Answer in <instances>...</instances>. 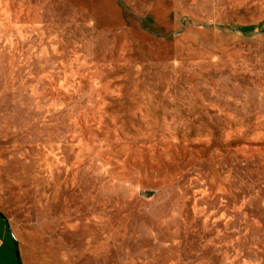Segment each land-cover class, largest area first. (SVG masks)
<instances>
[{"label":"rangeland","instance_id":"obj_1","mask_svg":"<svg viewBox=\"0 0 264 264\" xmlns=\"http://www.w3.org/2000/svg\"><path fill=\"white\" fill-rule=\"evenodd\" d=\"M0 264H264V0H0Z\"/></svg>","mask_w":264,"mask_h":264},{"label":"trees","instance_id":"obj_2","mask_svg":"<svg viewBox=\"0 0 264 264\" xmlns=\"http://www.w3.org/2000/svg\"><path fill=\"white\" fill-rule=\"evenodd\" d=\"M254 31V28L253 27H250V28H247L246 32H244V36H248L250 35L252 32Z\"/></svg>","mask_w":264,"mask_h":264}]
</instances>
